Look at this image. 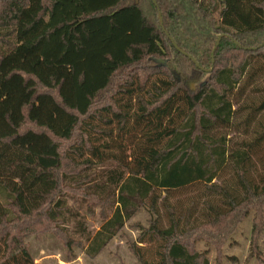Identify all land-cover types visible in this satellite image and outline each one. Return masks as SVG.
<instances>
[{
  "label": "trees",
  "instance_id": "16d2710c",
  "mask_svg": "<svg viewBox=\"0 0 264 264\" xmlns=\"http://www.w3.org/2000/svg\"><path fill=\"white\" fill-rule=\"evenodd\" d=\"M148 1L156 19L129 0H0V264H36L18 223L65 218L63 177L82 167L127 170L91 257L148 209L155 219L134 246L141 264H210L185 238L225 228L264 196L246 171L264 126L241 148L227 141L264 114V93L243 119L234 101L264 91L253 89L264 81V0H156L165 30ZM115 130L146 139L131 161L100 143ZM190 188L199 192L174 201ZM146 243L157 244L156 260L140 253Z\"/></svg>",
  "mask_w": 264,
  "mask_h": 264
},
{
  "label": "rangeland",
  "instance_id": "374dc122",
  "mask_svg": "<svg viewBox=\"0 0 264 264\" xmlns=\"http://www.w3.org/2000/svg\"><path fill=\"white\" fill-rule=\"evenodd\" d=\"M46 3L51 5L52 0H47ZM129 3H140L148 16L157 18L152 13L148 0H129ZM260 86H264V81L258 82L253 89ZM263 93L262 90L256 92L250 89L244 97L234 100L236 109L242 107L244 112L241 119L263 100ZM263 126L264 114L258 116L249 126L242 122L238 131L227 132L228 145L231 148L237 144L236 147L241 148L243 143H251L261 133ZM113 127L116 129V124L106 128ZM141 135L136 136L133 132L117 134L115 130L112 137L101 136L100 143L113 144V148L107 150L131 161L138 155L140 145L146 144V139ZM68 146L69 144H64V151ZM250 159L246 164L247 176L253 184L263 187L264 142L251 153ZM71 166L68 167L73 171L74 167ZM83 169L85 168H80L77 172H81L78 174L63 177L60 201L66 206L65 218L58 217L57 224L41 220L20 221L14 234L22 239L36 264H141L134 253V246L155 219V215L148 209L141 210L131 219L99 255L89 256L88 247L103 225L104 217H111L115 210V181L120 175L127 176V170L115 162L95 164L92 168ZM225 172L226 177L235 182L233 170L228 168ZM215 182L221 184L219 181ZM198 192L195 188L177 191L174 201L186 200ZM90 194L97 195L101 200ZM110 195L111 204L104 203ZM203 208L201 202L199 211ZM164 211L162 208L161 216ZM224 224L227 226H221L219 230L190 233L191 236L188 235L185 241L188 240L193 249L205 254L210 264H264V196L253 199L247 208L237 212ZM192 237L194 238L190 239ZM139 246L140 253L148 260L158 258L157 244L146 243Z\"/></svg>",
  "mask_w": 264,
  "mask_h": 264
},
{
  "label": "water",
  "instance_id": "95a60500",
  "mask_svg": "<svg viewBox=\"0 0 264 264\" xmlns=\"http://www.w3.org/2000/svg\"><path fill=\"white\" fill-rule=\"evenodd\" d=\"M153 2H154V4L156 5V7H158V4H157V1L156 0H152ZM158 9H159V7H158ZM159 21H160V25L162 26V28L165 30V28H164V21H163V16H162V13L160 12V9H159ZM167 33V32H166ZM167 35L169 36V34L167 33ZM170 37V36H169ZM224 36H221L219 39H218V41H217V44H216V47H215V49H214V51H213V54H212V62H213V64L215 63V52H216V50L218 49V46H219V44H220V42H221V40H222V38H223ZM170 40L173 42V44L175 45V47L177 48V50L178 51H180L183 55H185V56H187L188 58H190L198 67H200L199 66V64H198V62L193 58V57H191L189 54H187L185 51H183L175 42H174V40L172 39V37H170ZM156 62H158L159 64H166L167 62L166 61H164V60H158V61H156ZM194 85H192V87H193Z\"/></svg>",
  "mask_w": 264,
  "mask_h": 264
}]
</instances>
